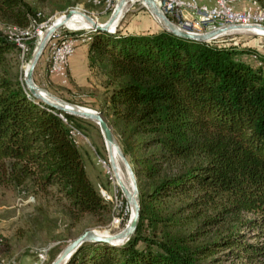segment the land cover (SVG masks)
Returning <instances> with one entry per match:
<instances>
[{"label":"trees","instance_id":"1","mask_svg":"<svg viewBox=\"0 0 264 264\" xmlns=\"http://www.w3.org/2000/svg\"><path fill=\"white\" fill-rule=\"evenodd\" d=\"M40 14L31 0H0V15L22 29ZM215 39L91 29L88 66L102 75L109 118L100 113L134 174L139 214L126 241H83L65 264H213L229 255L264 264V52ZM21 49L0 29V190L51 189L74 218L105 222L111 206L71 136L80 117L31 94Z\"/></svg>","mask_w":264,"mask_h":264},{"label":"rangeland","instance_id":"2","mask_svg":"<svg viewBox=\"0 0 264 264\" xmlns=\"http://www.w3.org/2000/svg\"><path fill=\"white\" fill-rule=\"evenodd\" d=\"M31 1L40 10L42 20L38 23H36V20H33L28 26L29 28H23V31L26 32L19 34L23 46L13 40L18 46L23 48L20 51L18 59L19 66L24 71L32 55V51L30 54L27 53L29 45L27 44V48L26 40L34 37L36 45L37 40L44 36L45 28L58 17L65 15V12L70 8H74V10L82 13L84 11L93 18L104 21L109 17L117 0H106L104 4H99L93 0L95 4L88 0H79L78 2H73V4L66 5L63 9H59L56 6L59 0ZM124 9L117 23L119 27L128 28L133 31L137 29L149 31L164 28L140 0L127 1ZM147 22L151 23L153 27L147 25ZM17 26L0 15V29L2 31L14 30V27ZM70 30L73 29L62 24L54 30L56 33L53 34L49 43L48 40L46 41L45 47L35 64L33 79L39 87L47 92L69 102L84 105L98 111L102 110L103 114L107 116V89L103 84L102 75L91 71L89 68L86 53L84 54L80 51L79 57L73 63V66L67 65L64 81L59 75L52 73L50 67L51 54L55 48V41H60L62 36H67L66 38L91 37V28L81 29L82 32L75 36L68 33ZM214 41L216 43L234 44L239 47L249 46L257 51L264 52V34L246 30H235L231 34L217 37ZM85 43H79L71 55L75 53L80 45ZM253 56L255 57V55ZM76 116L80 117V119H77V122L82 126L81 130L73 124H69V126L75 130L74 141L80 144L79 147L83 153L86 170L90 179L111 206V213L108 219L103 222V215L94 214H84L78 219L74 218L68 210L65 198L60 197L51 189L48 192H38L27 196L15 190H0V233L8 240L0 247V251L3 252L2 255L6 257L0 255V264H3V262L31 264L35 256L40 257L38 264H50L52 255L55 254L56 256L69 241L87 229H95L101 233H116L126 227L132 215V205L126 202L124 207L122 206L124 195L119 187L116 178L117 174L115 175L111 167L108 148L100 127L92 119L79 115ZM107 117L109 118V115ZM82 133L83 135H81ZM114 137V141H116L122 157L120 163L116 162L118 174L121 173L122 178L127 182H132L134 186V174L130 171L129 162L122 153L115 134ZM102 190H106V192ZM39 205H41L40 209ZM45 214L48 216L47 220L45 219ZM42 225L44 226L41 228L40 226ZM48 249L50 250L47 253V258L43 257L42 252ZM213 264L256 263H251L243 257L229 255L227 258Z\"/></svg>","mask_w":264,"mask_h":264},{"label":"water","instance_id":"3","mask_svg":"<svg viewBox=\"0 0 264 264\" xmlns=\"http://www.w3.org/2000/svg\"><path fill=\"white\" fill-rule=\"evenodd\" d=\"M128 0H117L114 7L111 10V13L109 17L104 21H99L97 19H94L89 14L83 13L86 15V17L91 21V25H89L90 28L93 29H102L107 31H113L118 23V20L120 18L121 10L123 5ZM145 6L149 9V11L163 19L166 26L164 28L166 30L171 31L172 33L188 37V38H194L199 40H209L211 38L216 37L217 35L224 33L228 30H236V29H246V28H252L255 27L254 25H243V24H229L221 27H217L215 29L206 31V32H193L186 30L184 28L179 27L176 25L173 21H171L167 15L161 10V8L157 5L155 0H143ZM74 11V8H70L65 12V18H68L71 13ZM62 24L61 21L57 22H51L46 28H45V35L42 39L37 40L36 45L34 46L32 50V55L29 60L28 66L24 71L23 80L25 85L27 86L28 90L31 92V94L38 100H41L51 106H53L56 109L72 113L75 115L83 116L92 120H96L100 126L101 133L104 134L107 141L110 143L115 140L114 134L111 130V127L105 120V118L102 116L100 111L76 104L73 102L66 101L54 94H51L44 90L43 88L39 87L33 79V70L35 67V64L37 60L39 59V56L45 47L46 41L50 37L51 33L60 25ZM257 27H262V25H256ZM44 92L49 94V97H47ZM112 140V141H111ZM116 143V141H115ZM117 144V143H116ZM109 154V161L111 162L112 168L115 167V164L113 162V156L111 155V152L108 151ZM128 164V163H127ZM130 166V165H129ZM130 171L132 169L130 168ZM133 173V172H132ZM134 180V178H133ZM119 187L121 189L122 194L124 195L126 201L132 203L134 205V211L129 219V221L126 224V227L121 229L120 231L116 233H101L96 231L95 229H87L75 238H73L71 241H69L62 249L61 251L52 259L50 264H65L71 253L83 242L86 240H95V241H107L113 244H120L124 241H126L129 236L133 233L135 230L138 214H139V202L137 199V187L134 180V186L136 189L135 195H132L122 180L119 179L118 181ZM120 240V241H119Z\"/></svg>","mask_w":264,"mask_h":264},{"label":"built area","instance_id":"4","mask_svg":"<svg viewBox=\"0 0 264 264\" xmlns=\"http://www.w3.org/2000/svg\"><path fill=\"white\" fill-rule=\"evenodd\" d=\"M161 10L176 25L193 32H206L217 27L229 25L225 24L226 16H235V23L243 25L264 26V13L255 9L251 0H155ZM188 12V14L185 13ZM239 31H250V28L236 29ZM235 30H228L217 35H228ZM9 39H15L14 30L4 31ZM256 33V32H253ZM88 40L73 39L65 41H55V50L51 55H55V62L52 65V73L59 75L64 81L67 71L69 56L74 52L76 46ZM27 45V40L25 41ZM28 48V45H27ZM74 129H72L73 133ZM83 135V133L81 134ZM106 192V190H102ZM48 249L45 253L47 258ZM35 256L31 264H36Z\"/></svg>","mask_w":264,"mask_h":264},{"label":"bare ground","instance_id":"5","mask_svg":"<svg viewBox=\"0 0 264 264\" xmlns=\"http://www.w3.org/2000/svg\"><path fill=\"white\" fill-rule=\"evenodd\" d=\"M128 1H135V0H128ZM140 1H142L144 3L143 0H140ZM251 1L254 3L255 9L257 11L264 13V6L260 5L255 0H251ZM125 6H126V3L122 7L121 14H122L123 10H125L124 9ZM152 15L156 18V20L160 23V25H162L163 27L166 26L165 23H164V21H163V19H161L157 15H154V14H152ZM57 21H61L62 22V25L66 26V27H68L70 29H73V30L90 29L89 25H91V21H89V19L86 17V15L84 13L78 11V10H74L68 18H65V16L63 15V16L58 17L54 22H57ZM233 23H235V16H226L225 17V24H233ZM91 29H93V28H91ZM23 30L24 29H22V28H20L18 26L17 27H14V31H16L15 32V39H11V40H15L21 46H23V43H22V41H21V39L19 37V34H23L24 32H26V31H23ZM250 30L253 31V32L259 33V34H264V28H262V27L255 26V27L250 28ZM56 31H58V30H56ZM56 31H54V32L51 33V35H50V37L48 39V43L51 40V38L53 37V34L56 33ZM66 37L65 36L63 37L62 36L61 39H60V41L73 40L74 39V38H71V37H68V38H66ZM211 39H215V37L214 38H211ZM54 50H55V48H54ZM54 50H53V52H54ZM54 62H55V55H52L51 66H50L51 67V70H52V65L54 64ZM44 94L47 97H49V94L48 93L44 92ZM93 121H95L98 124V122L96 120H93ZM74 135H75V130L72 133V129H71V136H72L73 139H74ZM103 137H104V139L106 141V146L108 148V151H110L111 152V155L113 156V162L115 164V167L112 168V169H113L115 175L117 174V177H116L117 178V181H119V179L122 180L123 183L125 184V186L127 187V189L129 190V192L132 195H135L136 191H135V188L133 186V183L132 182L130 183V181L127 182L126 180H124L122 178V174L121 173H120L121 175L118 174V169H117L116 162L120 163L122 161L121 152L119 150V147L117 146V144L115 143V141H112V140H111L112 142H111V145H110V143L105 138L104 134H103ZM115 157H116V160H115ZM110 164H111V162H110ZM111 167H112V165H111ZM131 205H132V213H133V211H134V205L132 203H131ZM46 251L47 250H45L44 252H42V256L45 255ZM43 257H46V256H43ZM39 258L40 257H37L36 264H38V259ZM3 264H11V263L10 262H6V263L3 262Z\"/></svg>","mask_w":264,"mask_h":264},{"label":"crops","instance_id":"6","mask_svg":"<svg viewBox=\"0 0 264 264\" xmlns=\"http://www.w3.org/2000/svg\"><path fill=\"white\" fill-rule=\"evenodd\" d=\"M201 1H206V0H201ZM185 13L186 14H188V12H186L185 11ZM147 25H151V23L149 24L148 22H147ZM152 27H153V25H151ZM136 32H140V30L139 29H137V30H135ZM141 31H143V30H141ZM150 31H152V30H150ZM85 39V40H89L90 38L89 37H87V36H85V37H81V38H79V39ZM86 50H87V44H82V45H80L78 48H77V50L75 51V53L73 54V55H71L70 56V58H69V66H73V63H75L76 62V60L78 59V57H79V52L80 51H82L84 54L86 53ZM81 57V56H80ZM80 59V58H79Z\"/></svg>","mask_w":264,"mask_h":264}]
</instances>
